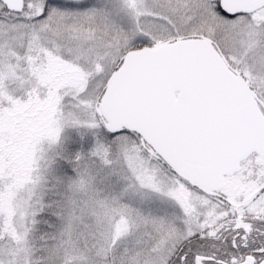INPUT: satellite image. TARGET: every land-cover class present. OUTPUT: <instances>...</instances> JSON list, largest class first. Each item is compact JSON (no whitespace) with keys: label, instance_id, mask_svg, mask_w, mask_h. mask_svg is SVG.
Listing matches in <instances>:
<instances>
[{"label":"snow or ice","instance_id":"1","mask_svg":"<svg viewBox=\"0 0 264 264\" xmlns=\"http://www.w3.org/2000/svg\"><path fill=\"white\" fill-rule=\"evenodd\" d=\"M0 264H264V0H0Z\"/></svg>","mask_w":264,"mask_h":264}]
</instances>
